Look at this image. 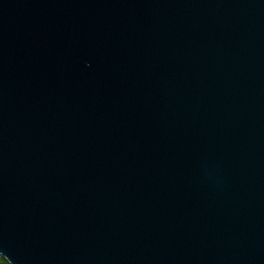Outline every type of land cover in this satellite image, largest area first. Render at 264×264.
Listing matches in <instances>:
<instances>
[{"label":"water","instance_id":"water-1","mask_svg":"<svg viewBox=\"0 0 264 264\" xmlns=\"http://www.w3.org/2000/svg\"><path fill=\"white\" fill-rule=\"evenodd\" d=\"M11 264H264V0H0Z\"/></svg>","mask_w":264,"mask_h":264},{"label":"rangeland","instance_id":"rangeland-1","mask_svg":"<svg viewBox=\"0 0 264 264\" xmlns=\"http://www.w3.org/2000/svg\"><path fill=\"white\" fill-rule=\"evenodd\" d=\"M0 264H11L4 255L0 253Z\"/></svg>","mask_w":264,"mask_h":264}]
</instances>
